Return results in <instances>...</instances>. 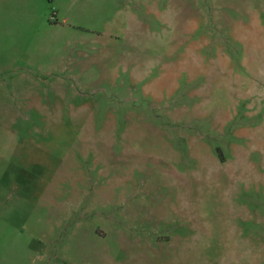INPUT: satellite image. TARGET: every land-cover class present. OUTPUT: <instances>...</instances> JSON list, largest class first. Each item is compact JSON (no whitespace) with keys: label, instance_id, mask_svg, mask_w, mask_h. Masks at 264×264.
I'll list each match as a JSON object with an SVG mask.
<instances>
[{"label":"rangeland","instance_id":"obj_1","mask_svg":"<svg viewBox=\"0 0 264 264\" xmlns=\"http://www.w3.org/2000/svg\"><path fill=\"white\" fill-rule=\"evenodd\" d=\"M0 264H264V0H0Z\"/></svg>","mask_w":264,"mask_h":264},{"label":"crops","instance_id":"obj_2","mask_svg":"<svg viewBox=\"0 0 264 264\" xmlns=\"http://www.w3.org/2000/svg\"><path fill=\"white\" fill-rule=\"evenodd\" d=\"M18 2H20V1H18ZM26 14V12H22V10H20L18 13H16V12H8V14L9 15H16V14Z\"/></svg>","mask_w":264,"mask_h":264}]
</instances>
